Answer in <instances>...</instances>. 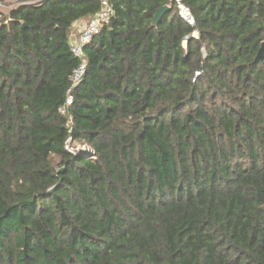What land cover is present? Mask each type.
Wrapping results in <instances>:
<instances>
[{
  "label": "trees",
  "instance_id": "obj_1",
  "mask_svg": "<svg viewBox=\"0 0 264 264\" xmlns=\"http://www.w3.org/2000/svg\"><path fill=\"white\" fill-rule=\"evenodd\" d=\"M183 2L111 0L63 115L100 0H0V264H264V0Z\"/></svg>",
  "mask_w": 264,
  "mask_h": 264
},
{
  "label": "built area",
  "instance_id": "obj_2",
  "mask_svg": "<svg viewBox=\"0 0 264 264\" xmlns=\"http://www.w3.org/2000/svg\"><path fill=\"white\" fill-rule=\"evenodd\" d=\"M170 2L176 6L179 16L185 22H187L191 26H195V18L192 10L183 2V0H170ZM114 13L115 12L111 4V0H100L99 12L94 17H92L91 20L83 27L77 37H73L71 34L70 51L78 60V66L70 76L71 87L68 90V96L65 104L60 108V112L63 115H67L69 113V110L73 106V93L75 91V88L81 83L86 74L87 57L85 48L94 38V36L97 35L107 23H109ZM194 34L197 35L198 33L195 32ZM69 124H71V121H69ZM72 143L76 142H73L72 139H69L67 141V149L72 153L91 152L90 148L87 145H84V148L81 151L75 152L70 149V145Z\"/></svg>",
  "mask_w": 264,
  "mask_h": 264
},
{
  "label": "water",
  "instance_id": "obj_3",
  "mask_svg": "<svg viewBox=\"0 0 264 264\" xmlns=\"http://www.w3.org/2000/svg\"><path fill=\"white\" fill-rule=\"evenodd\" d=\"M171 9H172V7H171L170 5H165V6H163L162 8H160V9L156 12V14H155V16H154V18H153L152 25H153L154 27H157L158 24H159V22H160L161 19L163 18V16H164L166 13L170 12ZM24 26H25V25H24ZM111 34H112V36L114 35L113 32H112ZM263 58H264V42H263L262 45H261V48H260V50H259V52H258V55H257V57H256L255 62H259V61H260L261 59H263Z\"/></svg>",
  "mask_w": 264,
  "mask_h": 264
},
{
  "label": "rangeland",
  "instance_id": "obj_4",
  "mask_svg": "<svg viewBox=\"0 0 264 264\" xmlns=\"http://www.w3.org/2000/svg\"><path fill=\"white\" fill-rule=\"evenodd\" d=\"M10 3V2H9ZM8 5V4H7ZM5 5V4H2L0 3V11L3 12V13H7L8 10L10 9V6L8 5ZM84 148V145H81V144H77V143H72L70 145V149L75 151V152H79L81 151L82 149Z\"/></svg>",
  "mask_w": 264,
  "mask_h": 264
},
{
  "label": "crops",
  "instance_id": "obj_5",
  "mask_svg": "<svg viewBox=\"0 0 264 264\" xmlns=\"http://www.w3.org/2000/svg\"><path fill=\"white\" fill-rule=\"evenodd\" d=\"M91 19H84V20H80L77 21L72 29V36L73 37H77L80 34V31L83 29V27L90 21Z\"/></svg>",
  "mask_w": 264,
  "mask_h": 264
}]
</instances>
